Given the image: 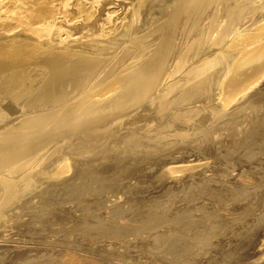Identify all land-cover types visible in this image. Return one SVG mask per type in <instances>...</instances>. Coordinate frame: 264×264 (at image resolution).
<instances>
[{"label":"rangeland","instance_id":"obj_1","mask_svg":"<svg viewBox=\"0 0 264 264\" xmlns=\"http://www.w3.org/2000/svg\"><path fill=\"white\" fill-rule=\"evenodd\" d=\"M175 1L176 0H143V5L141 4L143 7L140 10L142 18H140L141 16L139 14V19L137 21L139 25H137V27L140 28H132L131 30V26H123L126 29L121 27L124 30L120 28L112 34L111 40L117 35L118 37H116V42L114 44H112L110 40L111 45L110 43L104 45L107 46L105 47L107 48L105 52L110 54L105 53L104 55H106V58L104 61L98 63L101 66L104 65L103 69L98 64L97 66H93L91 68L92 72L91 70L88 72L90 75L87 74L88 78L87 76L84 77L85 80L81 82L84 83V85H82L86 87L81 89L80 86L79 92L78 90L75 92L76 90L74 91L73 89L76 88L70 87L72 84L69 85V83H67V87L69 88L67 92L65 82H60L62 79L59 81V78L56 79L51 76L52 73L54 74L57 71H51L52 73L47 71L48 74L47 72L45 73L47 75L42 74L41 76H44V79L41 76H34L33 78L35 79H25L23 81H25V84L27 83L26 85L22 80L20 81L21 83H18V85L20 84L19 86L16 84L18 81L4 80L5 82H2L1 80V88L2 86L5 87L7 83L9 84V82L10 87L7 84L8 87L6 85V88H2V90L0 88V94L1 92L2 94L4 93L3 98L6 99L1 97L2 94L0 95V102L1 100H5L2 102L6 103L4 104L1 102L3 105H0V150L2 148H8L6 151L2 149L1 153L4 151L15 153L17 155L14 162H17L18 165L22 164L26 165V167H30L23 171L20 170V176L19 173H17L18 170L13 167L9 170L12 176H8L7 182L5 181L7 177H5L4 180L0 179V205L2 207H0L2 209H0V264H264V75L263 77L261 76L262 79L260 78L254 87L252 86L247 90L248 93L245 92L241 94L244 96L236 97L237 100L234 99V103L232 101L230 104L232 105L233 103L235 105H229V109L222 108V111L221 107L223 106L218 97L220 90L217 91L216 89L217 92L215 91L217 87L215 86V81H217L216 74L219 73V70H224V61L221 62L222 57H218L215 59V62L219 67L214 65L215 69L217 68V73L210 75V72H208L210 70L208 69L207 71H203L207 73H205V76L202 74L205 78L207 77L212 80V82L209 80V90L212 88V91H209L211 95L210 93L203 94V96H205L201 98L200 96H202V94L200 93L196 97H193L190 101L191 104L189 102L188 105H183L178 101L176 102L181 92L179 91L180 88L181 90L183 89V92L185 91L186 87H182L183 84L187 86L186 83L188 82L190 84L196 82L202 75L198 77L193 76V78L189 77L187 80L181 77L193 71L190 69L192 67V69H194L192 62L202 60L200 57H202V55L205 57L214 43V41L204 37L202 40H209L210 42L207 41L206 43L210 46L204 44L205 41L200 40L199 34L197 33L195 35L196 38L194 36L191 37V41L189 40L188 45L186 44L187 48H189V46L191 47L187 52L195 56L196 53L194 54L193 52L201 53L202 51L205 53V56L204 53H201L198 58L195 56V61H190L191 65L189 63L187 64L188 67L190 66L189 68L183 66L184 64L182 63L181 66L186 68L187 70H185L187 72L184 71V69L182 70L181 66L178 67L180 64L178 63V59L176 62L175 60L173 62L167 61L162 68L163 70L165 69L162 71L164 72V76L160 75L159 77L161 79L163 77L168 78L167 81L169 82L162 83L167 90L165 88L157 90L151 95V99L148 97L147 100L136 107L138 110L134 108L133 111H131V109L127 108L132 98V88H128L129 90L127 89V86H130L128 79H131L129 74L132 77L137 76L142 67H145L149 60L153 58L155 54L154 50L157 48V44L155 45L153 42L158 39V41L161 42V39L160 34L155 33L152 27H156L158 24L166 21L171 9L170 5L174 4ZM170 2L173 3L171 4ZM156 5H158V7ZM150 6H153L152 9ZM146 7H149V10H147L148 8ZM153 11H155V13ZM256 11H259V14H261L262 11L264 12V9H262V11ZM259 14L257 16H259ZM143 18L145 21L142 20ZM134 29L139 33L136 34L133 31ZM121 31L123 34L120 35L124 36L122 40V36L120 37L118 34L121 33ZM151 33L156 36H154L156 40ZM148 34L152 37L150 40ZM137 37L138 39H136ZM177 37L175 39L176 41L179 39H177ZM117 38H119L118 41ZM131 39L134 42H132ZM139 39L142 40L141 43L139 42L142 47L137 44V40L139 41ZM158 41L156 42L159 43ZM192 41L197 42L193 43ZM117 42L120 44L116 45ZM107 44H109V46ZM134 44L137 45L136 51L140 47V51L137 53L138 56L135 55L136 51H134ZM194 44L197 46H193ZM116 47L118 48L116 49ZM152 47H154V50ZM142 48L143 50H141ZM195 48H197L198 51ZM115 50L118 52H114ZM144 50H148V53ZM212 52L211 50L210 53ZM200 53H197V55ZM124 54L126 56H124ZM142 55H144L143 63L142 58H140ZM119 56L123 57L120 58ZM110 59L112 60L111 62ZM169 59L170 57L167 60ZM119 62H121V64H119ZM137 62L141 66L139 64L137 65ZM104 63L108 68L105 67ZM132 63L136 68L133 66H131V68L133 67L134 69L130 68V65H133ZM175 64L177 66H174ZM83 65L85 64H76L72 65V67H74L71 68H76V75L79 76L86 66ZM125 66L129 69L125 68ZM77 67L79 68L78 70ZM113 68L116 69L114 70ZM168 69H170V71ZM180 69L187 74L184 72L181 73ZM126 70L130 71L125 73ZM110 71L111 75L113 73L112 77L108 74ZM171 71L179 72L180 75L176 74V72L174 74ZM100 72H102L101 74L103 75H101ZM122 72L124 74L121 76ZM133 72L134 75L132 74ZM167 72H169V74ZM99 74L101 78L102 76L104 77L100 79ZM107 74L110 78H108ZM170 74L173 75L171 76ZM91 75H93L92 78ZM123 75H126V78L124 77L125 79L122 78ZM178 75L184 76L178 77ZM128 76L129 78H127ZM53 78L57 80L58 84H61H59L57 89H54V86L58 85L57 83L51 84L53 86L49 85L52 80V82H56ZM86 79H88V81L90 79V83L86 81ZM103 79L105 82L102 81ZM117 79L119 81L121 80L120 84ZM178 79L181 80V83ZM27 80L29 84L26 82ZM33 80H36L38 84H33ZM48 80L50 81L49 84H47ZM171 80L172 83L174 82V85L176 83L175 86L171 83L176 89L179 87L178 90H175L173 86L171 87L173 90H171ZM97 81H99V84L101 83L103 85L105 83L111 84L113 81V83L116 82L120 87L115 83L116 87L114 88H119V90L116 91V89L114 90L113 88L112 91H115L116 95L115 92H110L114 94L108 93L111 98L107 94V96H105L106 98L102 99L104 102L110 100L112 101L111 103L109 101L106 104L101 100H96L93 101L96 104L92 102L89 103L93 106L90 109L89 105V107L86 106L87 103L85 104L83 98H85V94H87V96L89 94V92L85 93L86 90L93 86L96 87L101 85H99ZM122 81L126 84H123ZM11 82H16L15 86H13L14 83L12 84ZM31 83L34 85H32L33 89ZM168 83L170 84L169 87L167 85ZM43 84H45V86ZM38 85L41 86L39 87ZM79 85L81 84L79 83ZM211 85L215 87L213 88ZM17 86L18 88H16ZM24 86L26 88L25 90L23 89ZM29 86L32 91L29 89ZM46 86L51 91H49ZM62 86H64L63 88L66 90L60 88ZM42 87L44 88V93L46 92V94L49 95V98H47L48 95H45L46 97L43 95L40 99L43 94V92L40 91L41 89L43 91ZM10 88L12 89L10 90ZM35 88H41L39 92L42 94H37L38 89ZM51 88H53V90ZM59 88L62 90H59ZM13 89L16 90L13 91ZM19 90L20 92L25 91V94L24 92L22 93L24 97L20 94ZM168 90L169 92H166ZM48 91L51 93H47ZM63 91H65L64 94L62 93ZM71 91L74 93H71ZM162 91L163 93H161ZM8 92L11 97L10 95L7 96ZM28 92L32 94V97ZM80 92H83L82 97V93ZM126 92L128 96L124 95ZM157 92L160 93V95ZM50 94H52V96H50ZM73 94L75 96H73ZM171 94L172 96H170ZM38 95L39 97H37ZM53 95H57L58 97H54ZM77 95L80 96L77 97ZM117 95L120 96V99H118L119 97ZM63 97L67 100L63 99ZM206 97L209 98V100L214 97L219 101L216 99L208 101ZM10 98L13 100V105L12 101L8 100ZM32 98H34V101H32ZM35 98L37 101L39 100L41 104H44V106H40L41 104L37 103ZM44 98H47V100ZM57 98H60L58 100H62L63 103L62 101L59 102ZM68 98H70V102ZM75 98L76 100L74 101ZM78 98H82V100L80 101ZM203 98L206 99L204 100ZM17 99L20 100L18 101ZM23 99H25L26 103ZM126 99L129 101H126ZM16 100L20 103H15ZM22 100L23 102L21 104ZM117 100L121 103L118 104ZM124 101H126V104ZM8 102H10L11 105ZM32 102L34 103L32 104L33 107H31ZM71 102L77 104L73 106ZM64 103H66V105H64ZM7 104L9 105L7 106ZM26 104L29 105L26 106ZM37 104H40L38 105L39 107ZM142 104L147 107L142 106V108ZM80 105L82 111H84L83 113L81 112ZM69 106L70 109H68ZM196 106L197 108L200 107L202 112L198 110L199 108L196 112ZM215 106L218 108L216 109ZM27 107H29L28 110ZM74 107L79 110L77 111ZM94 107L98 109V113H96V109L95 111L93 110ZM118 107L119 109L126 108V110L124 109L123 115L120 114V116H118L119 118L116 117L115 122H118L116 123L117 126H115L114 119L112 120L114 126L111 125V119L107 120L105 122L106 124L97 125L96 127H99L97 128L98 131L96 135L99 136L89 135L91 129H81L76 125L78 119L84 120L86 118L88 119V117L90 119L97 118L100 116L99 114L102 115V113H105L104 110L107 112L111 109H118ZM211 107H213L214 110ZM202 109H204L205 112ZM64 111L65 113H70V116L73 113V116H76L74 118L78 119H73V116L70 117L67 113L64 116ZM70 111H72V113ZM90 111L92 112V118L89 115ZM78 112L82 118L86 115L85 118H80ZM88 112L89 114H87ZM125 112L126 114H124ZM42 113L44 114L43 116ZM199 113L201 115H199ZM204 113L207 114V116H205ZM35 114H37L38 118L43 117V119L40 118L42 120H44V118L46 119L43 121L44 125L42 121L41 123L38 122L40 119L33 117L34 120L41 125L32 120V116ZM176 114H190V116L194 115L192 116L194 118L189 117L184 122H182L181 119L173 121ZM202 114H204V117ZM45 115L47 116L44 117ZM52 115L58 117L56 118L54 116L53 119L56 121H53V119L51 120L53 117ZM121 115L123 117H121ZM199 116H202L204 119L202 117H200L202 118L200 119ZM13 118H16L15 121ZM64 118H66V120ZM5 119L7 120L5 121ZM72 119L75 121L71 122L73 121ZM123 119H125V125H121L120 123L121 120L122 123L124 122ZM127 121L129 122L127 123ZM35 123L36 125H34ZM171 123H173V125L169 128L168 126ZM195 125L198 126L196 127ZM104 127L108 133H112V130H115L113 127H116L117 130L113 132L114 134H109L110 136H107L106 134L108 133L105 131ZM42 128L44 129L43 131ZM9 130L11 132H9ZM25 133L28 136L25 135ZM94 137L96 141L98 140L97 143ZM19 138L22 139V141L18 140ZM33 139L38 140L34 141ZM132 140H136V143H131L133 142ZM20 144L21 146H19ZM85 144L87 146H85ZM89 144L93 145L90 147ZM55 146L59 148L57 149ZM56 150L61 151V155L59 151ZM66 150L71 151L72 154L70 155V152L68 153ZM22 151H25L23 152L24 154L22 153L24 156H18ZM1 153L0 156L2 158L4 155ZM63 155L72 156L71 158L73 159H70L69 156V161L67 157L66 159L62 157L65 160L61 159ZM19 157L22 159L20 160ZM17 159L19 160L16 161ZM31 159L33 161L36 160V163L31 161ZM1 161L2 159L0 163ZM57 161H59V164L68 161L67 164L70 165V168L68 166L69 170L67 169L65 173H62L63 175L55 174L56 170L54 171V169L59 165ZM23 162L25 164H23ZM182 165L183 167H181ZM1 167L2 166H0V172H3L4 167H2L3 169ZM185 167L194 169L190 170L189 168L187 171L184 169V171L181 170L183 171L181 173L180 169ZM174 169L175 172L173 171ZM2 180L3 182H1ZM218 181L221 182L219 183ZM4 190L6 192H4ZM2 192H4V194ZM6 194H9L10 197H8V195V198H5L4 195L6 196ZM1 198L4 203L8 201V199L10 200L8 206L2 202Z\"/></svg>","mask_w":264,"mask_h":264},{"label":"bare ground","instance_id":"obj_2","mask_svg":"<svg viewBox=\"0 0 264 264\" xmlns=\"http://www.w3.org/2000/svg\"><path fill=\"white\" fill-rule=\"evenodd\" d=\"M145 1V0H144ZM159 1V0H158ZM162 1V0H161ZM165 1V0H164ZM143 3V0H0V82L2 80V82L4 80H8V81H11V80H14V81H18L16 84L18 85V83L22 80H25V79H28V78H33L34 76H41L42 74H45L47 71H57L56 73H52L49 74L51 75L52 77L54 78H59L58 80L60 81V79H62L60 82H65V88H67V92H68V87H67V83L72 84L70 87H73V88H76V89H73L75 92H78L80 91L79 90V87L81 89H83V85L84 83H81L84 79V77L88 75H90L88 72H92V67L93 66H97L98 63H100L101 61H104V59L106 58V55H104L106 52V49L105 47L107 46H104L106 43H110V38H112V34H114L118 29H120L121 27L123 26H131V30L132 28H138L137 25V21L139 19V14H140V18H142V15L140 13V10L143 6H141V4ZM156 3V2H155ZM162 3H165V2H162ZM171 3V2H170ZM173 3V2H172ZM171 3V4H172ZM146 4V2H145ZM166 4V3H165ZM143 5V4H142ZM147 5V4H146ZM145 5V6H146ZM169 5V4H168ZM144 6V7H145ZM158 7V5H156ZM160 6V5H159ZM162 6V5H161ZM153 7V6H152ZM152 7L150 6V8L152 9ZM155 7V6H154ZM156 7V8H157ZM167 7V6H166ZM171 7V9H170ZM169 9V17L166 18V21L164 23H160V24H156L157 26L156 27H152L154 28L155 30V33L157 34H160V39H161V42H159L158 40V36H157V39H155V35L153 33V37L156 41H158L159 43H157L156 41H152L153 43H155V45L157 44V48L156 50H154V47L153 50L155 51V54L153 56V58L151 60H149V62L146 64V66L142 67V69L140 70L139 74H137V76H131L129 74V76L131 77V79L129 80L128 79V82H130V86L128 87L127 85V89L128 88H132V98L130 99V102L129 104L127 105V108L131 109V111H133L134 108L138 107L140 103H142L143 101L147 100L148 97H150L151 99V95H153L157 90H160L161 88L164 89V84L162 83H167L169 81H167L168 78H159L160 75H163L164 71L162 68H163V65L165 63L170 62V61H174L176 62V60L178 59V63H180L178 65V67L181 66V64L183 63L184 65L183 66H186L188 67V63L190 64V61H195V56L198 58L200 57L201 53H204L201 51L200 52H193L194 54L196 53L195 56H193V54H189V51L188 49L191 48L189 46V48L186 47V44L188 45V41L190 39H192L191 37H195V35L198 33L199 34V39L202 40L204 37L208 38L209 40L211 41H214L213 45L211 46V48L209 49V53L205 56V53H204V56L202 55V57H200V59L202 60H196L195 62H192V64L194 65V69L190 68L191 71L190 73H186L187 69L186 68H182V70L184 69V71H182L181 69V73L184 72L185 74L187 75H181V76H184V77H181L179 76V72H176V74H179L178 77H181L185 80L189 79V77H198V76H201L202 74H204L205 76V73L203 71H207L208 69L210 71V75L211 74H216V69L214 67V65H217L216 62H215V59L218 58V57H222V61L223 62V66H224V70L221 69V71L219 70V73L216 74V78H217V81H215V86H217L215 88V91L217 89L220 90V93H219V99L222 103V106L221 107V110L222 108L225 109H229L230 106L232 105H235L233 104L235 100H237L236 97L238 96H244V95H241L245 92L248 93V89L250 87H254V85H256V83L258 82V80H260V78L262 79L263 75H264V12L262 11V9H264V0H176L174 4L170 5ZM148 8L147 10H149V7H146ZM146 8H143V9H146ZM142 9V10H143ZM150 9V10H151ZM154 9V8H153ZM166 9V8H165ZM145 10V11H147ZM163 10V9H162ZM256 10H260L262 11L261 14H259V11H256ZM144 11V10H143ZM156 11V10H155ZM155 11H153L155 13ZM160 11V10H159ZM167 11V10H166ZM255 11H256V15H255ZM149 12V11H148ZM152 12V14H153ZM258 12V13H257ZM147 14V13H146ZM151 14V13H150ZM158 14V13H157ZM259 14V16H257ZM252 15V16H251ZM144 16V14H143ZM151 16V15H149ZM162 16V15H161ZM257 16V17H256ZM146 17V16H145ZM154 17H155V14H154ZM164 17V16H163ZM148 18V16H147ZM158 18V17H157ZM160 19V18H159ZM163 19V18H162ZM165 19V18H164ZM143 21L144 18L142 19ZM160 21V20H159ZM153 22V21H152ZM151 22V23H152ZM156 22V20H155ZM150 25V24H149ZM139 26V25H138ZM155 26V25H154ZM124 28V27H123ZM121 28V30H124L126 28ZM140 28V27H139ZM138 28V29H139ZM150 28V27H149ZM128 30V29H127ZM130 30V31H131ZM143 30V29H142ZM136 34L139 33V32H136L135 29L133 30ZM132 31V32H133ZM149 31V30H148ZM120 32V30H119ZM126 32V31H125ZM141 32V31H140ZM146 32V31H145ZM154 32V31H153ZM118 33V32H117ZM116 33V34H117ZM129 33V32H128ZM131 33V32H130ZM192 33V35H191ZM119 35L120 34H123L122 31L121 33H118ZM125 35V34H124ZM130 35V34H129ZM132 35V33H131ZM135 35V34H134ZM140 35V34H139ZM142 35V33H141ZM146 35V33H145ZM149 35V40L152 38L150 37V34ZM116 36V35H115ZM122 35H120L121 37ZM138 36V35H137ZM144 36V35H143ZM152 36V35H151ZM179 36V37H177ZM118 37V35L116 36ZM116 37L111 40L112 41V44H114L116 41ZM124 36H122L121 40L123 39ZM129 37V36H128ZM140 37V36H138ZM138 37L136 39H138ZM142 37V36H141ZM177 37V41L175 40ZM131 38V37H130ZM145 38V37H144ZM196 38V37H195ZM193 38V39H195ZM119 38H117V41H118ZM143 39V38H142ZM146 39V38H145ZM148 39V38H147ZM109 40V41H108ZM133 40H134V37H133ZM144 40V39H143ZM199 40V41H200ZM209 40H202V41H205L204 44H207L206 42L209 41ZM132 41V39H131ZM142 40L139 39V41L137 40V44H139V42L141 43ZM145 41V40H144ZM191 41V40H190ZM201 41V42H202ZM122 42V41H121ZM134 42V41H132ZM147 42V41H146ZM193 42V41H192ZM194 42H197V41H194ZM193 42V43H194ZM199 42V43H201ZM210 42V41H209ZM124 43V42H123ZM143 43V42H142ZM152 43V44H153ZM192 43V44H193ZM203 43V42H202ZM120 44V43H119ZM118 42L116 45H119ZM129 44V43H128ZM126 44V45H128ZM150 44V43H149ZM191 44V43H190ZM109 46V44H107ZM111 45V43H110ZM134 48L136 51L137 49V45L134 44ZM141 46V44H139ZM196 44H194L193 46H195ZM199 45V44H198ZM208 45V44H207ZM130 46V45H129ZM145 46V45H144ZM197 46V45H196ZM195 46V47H196ZM210 46V45H208ZM207 46V47H208ZM113 47V46H111ZM110 47V48H111ZM142 47V46H141ZM187 49H186V48ZM109 48V47H108ZM115 48V47H114ZM118 47H116L117 49ZM123 48V47H122ZM133 48V47H132ZM194 48V47H193ZM192 48V49H193ZM199 48V47H198ZM140 47L138 48V52L136 51V54L138 56L137 53H139V50ZM148 49V48H146ZM151 49V48H150ZM149 49V51H150ZM197 49V48H195ZM194 49V50H195ZM202 49V48H200ZM199 49V50H200ZM109 50V49H108ZM113 50V49H112ZM120 50V49H119ZM126 50V49H125ZM143 50V48L141 49ZM186 52H185V51ZM193 50V51H194ZM204 50V48H203ZM208 50V49H207ZM211 50L214 52L210 53ZM133 51V50H132ZM145 51V50H144ZM148 51V50H147ZM147 51H145L146 53H148ZM198 51V49H197ZM205 51V50H204ZM116 52V50L114 51ZM118 52V51H117ZM116 52V53H117ZM144 52V53H145ZM112 53V52H111ZM120 53V52H119ZM125 53V52H124ZM141 53V52H140ZM145 53V55H146ZM197 53H200L199 55H197ZM106 54H110V53H106ZM122 54V53H120ZM127 54V53H126ZM151 54V52H150ZM113 55V54H112ZM123 55V54H122ZM140 55V54H139ZM215 55V56H214ZM115 56V55H114ZM124 56H126L124 54ZM144 55H142V57L140 56V58H142V63H143V58ZM149 56V54H148ZM147 56V57H148ZM152 56V55H151ZM110 57V55H109ZM109 57L107 56V58L109 59ZM112 57V56H111ZM120 57V56H119ZM123 56H121L120 58H122ZM132 57V56H131ZM146 57V58H147ZM170 57L169 60H167L168 58ZM137 58V57H136ZM139 58V59H140ZM119 59V58H118ZM134 59V58H133ZM122 60V59H121ZM127 60V59H126ZM125 60V61H126ZM109 61V60H108ZM112 60L110 59V62ZM139 61V60H137ZM124 62V61H123ZM122 62V63H123ZM133 62V61H132ZM141 62V61H139ZM145 62V61H144ZM76 64H85L83 66L84 69L81 71V74L79 72V76L76 75V68L75 69H72V65H76ZM90 64V65H89ZM102 64V63H101ZM105 64V63H104ZM119 64H121V62H119ZM126 64V62H125ZM133 64V63H132ZM137 65L139 64L138 62L136 63ZM171 64H174V63H171ZM99 66H101L100 64H98ZM140 65V64H139ZM145 65V64H144ZM191 65V64H190ZM222 65V64H221ZM70 66V67H68ZM81 66V65H80ZM82 66V67H83ZM112 66V65H111ZM131 66L135 67L134 64L133 65H130V68ZM141 66V65H140ZM165 66V65H164ZM173 66V65H172ZM174 66H177L176 64ZM173 66V68H174ZM72 67V68H71ZM102 69L104 67V65L101 66ZM105 67L106 64H105ZM110 67V66H109ZM124 67V66H123ZM122 67V68H123ZM128 67V65H127ZM125 66V68H127ZM132 67V68H133ZM190 67V66H189ZM188 67V68H189ZM68 68V69H67ZM70 68V69H69ZM108 68V67H107ZM131 68V69H132ZM136 68V67H135ZM138 68V67H137ZM170 68V67H169ZM172 68V69H173ZM176 68V67H175ZM79 68L77 67V70ZM97 69V68H96ZM100 69V67H99ZM101 69V70H102ZM114 69V68H113ZM116 69V68H115ZM114 69V70H115ZM129 69V68H127ZM134 69V68H133ZM171 69V70H172ZM177 69V68H176ZM186 69V70H185ZM105 70V69H104ZM114 70H112L113 72H115ZM123 70V69H121ZM120 70V72H121ZM139 70V69H138ZM170 71V69H168ZM175 70V69H174ZM95 71V70H94ZM93 71L94 75H95V72ZM97 71V70H96ZM107 71V70H106ZM128 71L130 70H126L125 73H128ZM166 71H167V68H166ZM120 72H119V75H120ZM132 72V70H131ZM130 72V73H131ZM173 72V71H171ZM175 72H173L175 74ZM97 73V72H96ZM99 73V71H98ZM97 73V74H98ZM102 72H100L101 74ZM104 73V72H103ZM138 73V72H137ZM169 74V72H167ZM48 74V72H47ZM45 74V75H47ZM99 74V77L103 74L100 75ZM111 75V71L110 73H108ZM107 74V76H108ZM122 74H124L123 72L121 73V76ZM134 75V72L132 73ZM136 74V73H135ZM207 74V73H206ZM113 75V73H112ZM111 75V77H112ZM171 75V74H170ZM173 75V74H172ZM171 75V76H172ZM93 75H91V78H92ZM115 76V75H114ZM113 76V77H114ZM120 76V77H121ZM126 75H123L122 78H124ZM129 76L127 78H129ZM164 76V75H163ZM168 76V75H166ZM203 75L200 79H196L197 81L196 82H193V83H186L187 86H183L182 87H186L185 88V91L183 92V89L179 91L180 94H176L178 95L177 99H176V102L178 101L179 103H182L183 105H188V103L191 101V99L193 97H196L198 94H202V96H200L201 98L204 97L203 94H208L212 91V88L211 90H209V87H210V81L212 82V80L208 79L207 77L205 78ZM207 76V75H206ZM213 76V75H212ZM262 76V77H261ZM42 77V76H41ZM44 77V76H43ZM42 77V78H43ZM95 77V76H94ZM97 77V76H96ZM104 76H102L103 78ZM106 77V75H105ZM169 77V76H168ZM176 77V76H175ZM215 77V75H214ZM37 78V77H36ZM48 78V77H47ZM46 78V79H47ZM53 78V79H54ZM88 78V76H87ZM90 78V76H89ZM100 77V79H102ZM108 78H110L108 76ZM115 78V77H114ZM113 78V79H114ZM117 78H118V75H117ZM126 78V77H125ZM124 78V79H125ZM160 80H159V79ZM172 78V77H171ZM170 78V79H171ZM180 78V79H181ZM190 78V79H192ZM211 78V77H210ZM29 79V80H30ZM35 79V78H33ZM44 79V78H43ZM45 79V80H46ZM120 79V78H119ZM174 79V77H173ZM172 79V80H173ZM178 79V80H180ZM37 80V79H36ZM36 80L34 81L33 80V84H38L36 82ZM51 80V78H50ZM55 80V79H54ZM118 80V79H117ZM123 80V79H122ZM172 80L170 81V84L172 83ZM210 80V81H209ZM47 81V80H46ZM53 81V80H52ZM50 83V81L48 80V83L49 85L53 84V83H57V80H55L56 82H52ZM86 81H88V79H86ZM96 81V80H95ZM94 81V82H95ZM103 82L104 79L102 80ZM115 81V80H114ZM119 81V80H118ZM121 81V80H120ZM118 82L119 84L121 82ZM124 81V80H123ZM122 81V82H123ZM127 81V80H126ZM174 81V80H173ZM177 81V80H176ZM192 81V80H191ZM1 82V84H2ZM5 82V81H4ZM24 84H25V81H23ZM28 82V80L26 81ZM39 82V81H38ZM41 82V80H40ZM39 82V84H40ZM90 83V79L88 81ZM87 82V83H88ZM92 82V81H91ZM98 84H99V81H97ZM127 82V83H128ZM7 83V81H6ZM12 84L14 82H11ZM15 83L13 86H15ZM21 83V82H20ZM31 83V87L33 89V84ZM43 83V82H42ZM46 83V82H45ZM79 83L81 85H79ZM93 83V82H92ZM91 83V84H92ZM116 83V82H115ZM115 83H113V81L111 82V84H101L103 86H96V87H91L90 89L88 90H84L85 93L86 92H89L88 96L87 94H85V98H83V101L85 102V104L87 103L86 106H90V109L91 106L89 103H94L93 101H98V100H101L103 101L102 99H105L107 96L108 93L112 92L114 93L115 91H112L115 86ZM125 82H123L124 84ZM174 83V82H173ZM172 83V84H173ZM180 83H181V80H180ZM179 83V84H180ZM8 84V83H7ZM6 84V85H7ZM10 84V82H9ZM8 84V85H9ZM11 84V85H12ZM27 84V83H26ZM25 84V85H26ZM29 84V82H28ZM46 84V85H47ZM58 84V83H57ZM60 84V83H59ZM58 85L54 86V89H57L58 88ZM83 84V85H82ZM97 84V85H98ZM117 84V83H116ZM126 84V83H125ZM129 84V83H128ZM170 84L168 83V87L170 86ZM170 86V88L174 85ZM178 84V83H177ZM5 85V84H3ZM6 85L5 87L2 86V88H6ZM7 85V87H8ZM20 85V84H19ZM18 85V86H19ZM22 85V84H21ZM33 85V86H32ZM45 86V84H43ZM61 85V84H60ZM68 85V86H69ZM95 85V83H94ZM118 85V84H117ZM166 85V84H165ZM176 85V83H175ZM174 85V86H175ZM182 85V84H180ZM214 85V84H213ZM213 85H211L213 87ZM18 86L16 88H18ZM28 86V85H27ZM39 86V85H38ZM41 86V85H40ZM39 86V87H40ZM48 86V85H47ZM46 86V88L48 89V87ZM53 86V85H51ZM120 87V85H118ZM124 86V85H123ZM173 86V87H174ZM214 86V87H215ZM10 87V85H9ZM29 86V89L31 88ZM64 86L60 87V88H63ZM86 87V86H85ZM84 87V88H85ZM88 87V86H87ZM98 87V88H97ZM125 87V86H124ZM122 87V88H124ZM177 87V86H176ZM181 87V86H180ZM213 87V88H214ZM1 88V87H0ZM1 88V90H2ZM22 88V86H21ZM19 88V89H21ZM43 88V87H42ZM45 88V89H46ZM50 88V87H49ZM59 90H62L60 89ZM158 88V89H157ZM169 88V89H170ZM8 89V88H7ZM12 88H10L11 90ZM24 90L26 89L25 86L23 88ZM21 89V90H23ZM28 89V88H27ZM28 89V90H29ZM35 89H38V93L37 94H42L41 92H43V94L41 95L40 99L43 97H46L45 95H48L46 94V92L44 93V88H43V91L41 88H35ZM41 89V90H40ZM53 90V88H51ZM64 89V88H63ZM72 89V88H71ZM116 88H114L115 90ZM161 89V90H162ZM166 89V88H165ZM175 90H178L179 87L176 89L174 87ZM16 90V89H13V91ZM18 90V89H17ZM31 90V89H30ZM39 90L41 92H39ZM49 90V89H48ZM66 90V89H64ZM119 90V88L116 89V91ZM121 90V89H120ZM123 90V89H122ZM121 90V91H122ZM129 90V89H128ZM167 90V89H166ZM171 90H173L171 88ZM214 90V89H213ZM6 91H9V90H6ZM32 91V90H31ZM37 91V90H36ZM51 91V90H49ZM47 92V93H51V92ZM58 91V90H56ZM82 91V90H81ZM83 91V92H84ZM92 91V92H91ZM124 91V90H123ZM210 91V92H209ZM216 91V92H217ZM11 92V91H10ZM17 92V91H16ZM20 92V90H19ZM18 92V93H19ZM24 94H25V91H23ZM23 92H20V94H22ZM53 92V91H52ZM59 92V91H58ZM65 91H63L62 93L64 94ZM73 91H71L72 93ZM83 92H80L82 93L81 97L83 96ZM130 92V91H129ZM159 92V91H158ZM157 92V93H158ZM166 92H169L166 91ZM12 93V92H11ZM17 93V94H18ZM60 93V92H59ZM61 93V94H62ZM74 93V92H73ZM110 93V94H112ZM120 93V92H119ZM163 93V91L161 92ZM178 93V92H176ZM214 93V92H213ZM212 93V95H213ZM2 94V92H1ZM0 94V95H1ZM4 94V93H3ZM2 94V98L4 97ZM7 94V92H6ZM29 94V92H28ZM70 94V93H69ZM76 94V93H75ZM78 94V93H77ZM160 95V93H158ZM165 94V93H164ZM167 94V93H166ZM170 94V93H169ZM174 94V93H173ZM9 92H8V95L9 96ZM27 95V93H26ZM31 95L32 97V94H29ZM36 95V94H35ZM34 95V96H35ZM59 95V94H58ZM80 95H77L80 96ZM109 95V94H108ZM114 95V94H112ZM115 95H116V92H115ZM124 95H127V92L126 94L124 93ZM130 95V94H129ZM162 95V94H161ZM175 95V97H176ZM211 95V93H210ZM246 95V94H245ZM19 96V95H18ZM21 96V95H20ZM23 96V94H22ZM28 96V95H27ZM50 96H52V94H50ZM54 96V95H53ZM57 96V95H56ZM54 96V97H56ZM62 96V95H61ZM64 96V95H63ZM70 96V95H69ZM73 96H75L73 94ZM118 96V95H117ZM116 96V97H117ZM167 96V95H166ZM172 96V94L170 95ZM214 96V95H213ZM6 97V96H5ZM11 97V95H10ZM24 97V96H23ZM39 97V95L37 96ZM58 97V96H57ZM60 97V96H59ZM72 97V96H70ZM110 97V95H109ZM115 97V96H114ZM119 97V98H118ZM117 98L120 99V96H118ZM123 97V96H122ZM130 97V96H129ZM153 98H156L155 96H152ZM169 97V96H168ZM180 97V98H179ZM8 98V97H7ZM14 98V96H13ZM17 98V97H16ZM27 98H30V97H27ZM49 98V95L48 97ZM47 98H44L45 100H47ZM73 98V97H72ZM111 98V97H110ZM113 98V96H112ZM125 98V96H124ZM179 98V99H178ZM207 98V97H206ZM205 98V99H206ZM241 98V97H240ZM1 99V98H0ZM5 99V98H3ZM31 99V98H30ZM60 99V98H57V100ZM62 99V98H61ZM63 99H65V97H63ZM80 99V98H78ZM204 99V98H203ZM204 99V100H205ZM208 101L212 100V99H216V98H207ZM235 99V100H234ZM6 100V99H5ZM5 100H1L2 101H5ZM8 100H11L12 101V105H13V100L10 98ZM7 100V101H8ZM15 100V99H14ZM18 100V99H17ZM15 101L18 102V101ZM24 102H25V99H23ZM23 100L21 101V104L23 102ZM29 100V99H27ZM36 100V98H35ZM43 100V99H42ZM41 100V102H42ZM44 100V101H45ZM50 100V99H48ZM54 100V99H53ZM56 100V98H55ZM54 100V101H55ZM67 100V99H65ZM70 100V98H68V101ZM72 100V99H71ZM76 100V98L74 99V101ZM82 100V98L80 99V101ZM218 100V99H216ZM215 100V101H216ZM30 101V100H29ZM32 101H34V98H32ZM39 101V100H38ZM36 100L37 103H40V101L38 102ZM52 101V99H51ZM59 102H61L60 100H58ZM73 101V100H72ZM110 100H108L107 102H109ZM114 101H115V98H114ZM122 101V100H120ZM126 101H129L128 99H126ZM126 101H124V103L126 104ZM150 101V100H149ZM219 101V100H218ZM233 101L232 105L231 102ZM0 102V103H1ZM47 102V101H46ZM64 102H67V101H64ZM70 102V101H69ZM68 102V103H69ZM107 102H104L103 103H106ZM112 101H110L111 103ZM118 104H120L121 102H119L117 100ZM148 102V101H147ZM240 102V101H239ZM4 103V102H2ZM0 104V105H3V104ZM10 105L11 103L8 102ZM14 103V104H15ZM20 103V102H18ZM26 103V102H25ZM24 103V104H25ZM45 103V102H43ZM49 103V102H47ZM51 103V102H50ZM53 103H56V102H53ZM63 103V101H62ZM72 103V102H71ZM115 103V102H114ZM113 103V104H114ZM214 103V102H213ZM237 103V102H236ZM6 104V103H4ZM7 104V106L9 105ZM32 104H34L33 102L31 103V107ZM41 104V103H40ZM40 104H37L40 105ZM46 104V103H45ZM70 104V103H69ZM73 106L75 103H72ZM77 104V103H76ZM75 104V105H76ZM96 104V103H94ZM106 104H105V107H106ZM112 104V105H113ZM117 104V105H118ZM191 104V102H190ZM203 104V103H202ZM215 104V103H214ZM218 104V103H217ZM17 105V104H16ZM20 105V104H19ZM29 105V104H26V106ZM44 106V104H41L40 106ZM57 105V104H55ZM63 105V104H61ZM64 105H66V103H64ZM71 105V104H70ZM84 105V104H83ZM93 105V104H92ZM146 105V104H145ZM230 105V106H229ZM5 106V105H4ZM6 106V107H7ZM18 106V105H17ZM36 106V104H35ZM50 106V105H49ZM72 106V105H71ZM85 106V108H86ZM88 106V107H89ZM115 106V105H114ZM119 106V105H118ZM124 106V105H123ZM143 106V104L141 105V107ZM221 106V105H220ZM219 106V107H220ZM229 106V107H227ZM11 107V106H10ZM9 107V109H10ZM20 107V106H19ZM39 107V106H38ZM52 107H53V104H52ZM57 107V106H56ZM81 107V105H80ZM79 107V108H80ZM97 107V106H96ZM96 107H94V111L96 109ZM109 107V106H108ZM122 107V106H121ZM125 107V106H124ZM123 107V108H124ZM143 107H147V106H143ZM142 107V108H143ZM181 107V106H180ZM2 108V107H1ZM25 108V107H24ZM29 107H27V110H28ZM68 108V107H67ZM72 108V107H71ZM75 108V107H74ZM78 108V106H77ZM117 108V107H116ZM196 108V112H197V109L202 112L200 110V107L197 108V106L195 107ZM213 108V107H211ZM216 108V106H215ZM218 108V107H217ZM216 108V109H217ZM7 109V108H6ZM54 109V108H53ZM66 109V108H65ZM70 109V106L69 108ZM76 109V108H75ZM81 109V112L83 113L84 111H82V107L80 108ZM89 109V110H90ZM107 109V107H106ZM111 109V108H110ZM126 110V108H124ZM124 109H111L109 111H105L104 110V114L102 113L99 114L100 116L97 117V118H92L91 117V111H90V114L89 112L87 114L90 115V117L92 119H90L88 117V119H84L82 118V116L80 117V114H79V117L84 119V120H79L78 118V123L76 125H78L81 129H91V133H89V135H92V136H95L97 131H98V127L102 124H104L107 120L111 119V121L114 119V123H115V126L116 123L118 122H115V119L116 117L119 118L118 116H120V114H122L124 112ZM137 109V108H136ZM147 109V108H146ZM1 110V109H0ZM18 110V109H17ZM25 110V109H24ZM39 110V109H37ZM55 110H58V109H55ZM72 110V109H71ZM77 110V109H76ZM79 110V109H78ZM77 110V111H78ZM84 110V108H83ZM86 110V109H85ZM98 109H96L97 111ZM128 110V109H127ZM138 110V109H137ZM144 110V109H142ZM194 110V108H193ZM204 110V109H202ZM214 110V108H213ZM7 111V110H6ZM50 111V110H49ZM69 111V110H68ZM130 111V110H128ZM130 111V112H131ZM136 111V110H135ZM145 111V110H144ZM147 111V110H146ZM198 111V112H199ZM216 111V110H215ZM219 111V110H218ZM217 111V112H218ZM223 111V110H222ZM225 111V110H224ZM2 112V111H1ZM34 112V111H33ZM39 112V111H38ZM37 112V113H38ZM46 112V111H45ZM44 112V113H45ZM63 112V111H62ZM72 113V111H70ZM74 112V111H73ZM80 112V113H81ZM87 112V111H86ZM193 112V111H192ZM205 112V110H204ZM12 113V112H11ZM24 113V112H23ZM31 113V112H30ZM50 113V112H49ZM55 113V112H54ZM58 113V112H57ZM69 116H70V113L66 112ZM65 111H64V116L66 115ZM98 113V111L96 112ZM140 113V112H139ZM209 113V112H207ZM15 114V112H14ZM32 114V113H31ZM63 114V113H61ZM60 114V115H61ZM75 114V113H74ZM126 114V112L124 113ZM181 114V113H180ZM180 114H176L174 116V120H182V122H184L187 118L189 117H192L190 116V114L188 115H180ZM195 114V113H194ZM205 114V113H204ZM204 114H202V116L204 117ZM211 114V113H209ZM3 115V114H2ZM26 115V114H25ZM36 115V116H35ZM33 117H35L36 119H40L43 117H40L41 114H40V118H38L37 114H35ZM39 115V114H38ZM44 114L42 113V116ZM67 115V116H68ZM83 115V114H82ZM93 115H94V112H93ZM96 115V114H95ZM123 115V114H122ZM121 115V117H123ZM199 115H201L199 113ZM8 116V115H7ZM18 116V114H17ZM23 116V115H22ZM47 115H45L44 117H46ZM53 116V115H52ZM51 116V117H52ZM55 116V115H54ZM54 116L51 118V120L54 118ZM58 116V115H57ZM71 116H73V113L71 114ZM70 116V117H71ZM125 116V115H124ZM196 116H197V113H196ZM202 116H199L202 117ZM205 116H207V114H205ZM28 117V116H27ZM31 117V116H30ZM56 117V116H55ZM74 117L76 116H73V119H75ZM120 117V118H121ZM202 117V118H203ZM4 118V117H3ZM2 118V119H3ZM6 118V117H5ZM30 118V119H32ZM49 118V116H48ZM58 118V117H56ZM63 118V117H62ZM69 118V117H67ZM194 118V117H192ZM198 118V120H199ZM200 118V119H202ZM206 118V117H205ZM14 119V118H13ZM16 119V118H15ZM14 119V121H15ZM19 119V118H18ZM40 119V121H38L39 123H43L44 125V120H46L44 118V120ZM66 120V118H64ZM72 119V120H73ZM75 119V120H76ZM191 119V118H190ZM204 119V118H203ZM7 119H5L6 121ZM33 121L34 118L32 119ZM55 119H53L54 121ZM70 120V119H68ZM75 120L71 121V122H74ZM124 122L121 123V125H125V119H123ZM21 121V119H20ZM56 121V120H55ZM200 121V120H199ZM198 121V122H199ZM2 122V121H1ZM12 122V120H11ZM10 122V123H11ZM19 122V121H18ZM22 122V121H21ZM26 122V121H25ZM31 122V121H29ZM36 122V121H35ZM46 122V121H45ZM59 122H62V121H59ZM70 122V123H71ZM110 122V121H109ZM129 121H127L128 123ZM178 122V121H177ZM176 122V124H177ZM196 122V121H194ZM203 122V121H201ZM5 123V122H4ZM37 123V122H36ZM36 123L34 125H36ZM37 123V124H39ZM57 123H58V120H57ZM55 123V124H57ZM108 123V122H107ZM175 123V122H174ZM9 124V123H8ZM32 124V123H31ZM61 124V123H60ZM72 124V123H71ZM106 124V123H105ZM109 124V123H108ZM179 124V123H178ZM41 125V124H39ZM42 125V126H43ZM48 125V124H47ZM59 125V124H58ZM66 125V124H65ZM74 125V124H73ZM97 125H99L98 127H96ZM111 125H113V121L111 122ZM109 125V126H111ZM120 125V124H119ZM127 125V124H126ZM168 125V124H167ZM173 123H171L168 127L170 128V126H172ZM175 125V124H174ZM199 125V124H198ZM197 125V126H198ZM201 125V124H200ZM9 126V125H8ZM14 126V125H12ZM22 126V125H21ZM24 126H25V123H24ZM26 126H27V123H26ZM60 126V125H59ZM57 126V127H59ZM64 126V125H63ZM114 126V125H113ZM196 126V125H195ZM196 126V127H197ZM5 127V126H4ZM46 127V126H45ZM52 127V126H51ZM76 127V126H75ZM106 127V126H105ZM104 127V129H105ZM120 127V126H119ZM118 127V128H119ZM122 127V126H121ZM128 127V126H127ZM16 128V127H14ZM34 128V127H33ZM62 128H65V127H62ZM94 128V129H93ZM107 128V127H106ZM115 128V130H117L116 127H113ZM112 128V129H113ZM50 129V128H49ZM48 129V130H49ZM57 129V128H56ZM61 129V127H60ZM67 129V128H66ZM71 129V128H70ZM101 129V128H100ZM111 129V128H110ZM122 129V128H121ZM8 130V129H7ZM12 130V129H11ZM15 130V129H13ZM25 130V129H24ZM44 129L42 128V131ZM47 130V131H48ZM52 130V129H51ZM68 130V129H67ZM109 130V129H108ZM114 130V131H115ZM37 131V130H36ZM84 131V130H83ZM106 131V129H105ZM104 131V132H105ZM112 130V133H107L106 134L107 136H110L109 134H114V132ZM120 131V130H118ZM2 132V131H1ZM9 132H11L9 130ZM8 132V133H9ZM28 132V130H27ZM30 132V131H29ZM103 132V131H102ZM103 132V133H104ZM105 132V133H106ZM110 132V130H109ZM5 133V131H4ZM15 133V132H14ZM17 133V132H16ZM50 133V132H49ZM63 133V131H62ZM85 133V132H83ZM21 134V132H20ZM47 134V133H46ZM100 134V133H99ZM5 135V134H4ZM19 135V134H18ZM17 135V137H18ZM22 135V134H21ZM20 135V136H21ZM25 135H27L25 133ZM36 135V134H35ZM6 136V135H5ZM12 136V135H11ZM19 136V137H20ZM28 136V135H27ZM37 136V135H36ZM56 136V135H54ZM58 136V135H57ZM96 136H99V135H96ZM135 136V135H134ZM8 137V136H7ZM10 137V136H9ZM15 137V136H14ZM13 137V138H14ZM31 137V136H30ZM43 137V136H42ZM41 137V138H42ZM50 137V136H49ZM82 137V136H80ZM103 137V135H102ZM3 138V137H2ZM28 138V137H27ZM57 138V137H56ZM6 139V138H5ZM10 139V138H9ZM24 139V138H23ZM26 139V137H25ZM35 139V138H34ZM33 139V140H34ZM44 139V138H43ZM47 139V138H45ZM54 139V138H53ZM95 141H96V138L94 137ZM14 140V139H13ZM18 140H21L22 139H18ZM31 140V139H30ZM38 140V139H36ZM34 140V141H36ZM48 140V139H47ZM17 141V140H16ZM15 141V142H16ZM98 141V140H97ZM96 141V143H97ZM133 141V140H132ZM136 140H134L133 142L131 143H134ZM2 142V141H1ZM14 142V141H13ZM27 142V141H26ZM30 142V141H28ZM32 142V141H31ZM59 142V141H58ZM57 142V143H58ZM88 142V141H87ZM139 142V141H138ZM3 143V142H2ZM12 143V142H11ZM35 143V142H34ZM53 143V142H52ZM95 143V144H96ZM136 143V142H135ZM26 144V143H25ZM7 145V143H6ZM9 145V144H8ZM42 145V144H41ZM53 145V144H52ZM83 145V144H82ZM90 145V144H89ZM93 145V144H91ZM90 145V147H91ZM131 145V144H130ZM135 145V144H134ZM15 146V145H14ZM17 146V145H16ZM21 146V144L19 145ZM58 146V145H57ZM55 146V147H57ZM65 146V145H64ZM63 146V148H64ZM85 146H87L85 144ZM10 147V146H9ZM54 147V148H55ZM2 148V147H1ZM21 148V147H20ZM23 148V147H22ZM34 148V147H33ZM59 147H57L58 149ZM63 148H61L62 150H64ZM67 148V147H65ZM73 148V147H72ZM3 149V148H2ZM1 149V150H2ZM8 150V148H6ZM6 149H3L6 151ZM13 149V148H12ZM27 149V148H26ZM59 149V150H61ZM67 149H70V148H67ZM1 150H0V153H1ZM31 150V149H30ZM59 150H56V151H59ZM61 150V151H62ZM2 152L1 154H3L4 156H0V158L2 159L1 163H0V166L4 167L3 169V172L1 171L0 172V179H5V177H7L5 179V181L7 182L8 180V176L11 175L10 171L11 168L14 167V169H17L19 173V171H23L25 169H27L28 167L30 166H27L26 165H18L17 162H14L15 161V158H16V155L15 153H12V152ZM12 151V150H11ZM14 151V150H13ZM18 151V150H17ZM21 151V150H20ZM29 151V150H28ZM34 151V150H33ZM55 151V150H54ZM59 151V153L61 152ZM65 151V150H64ZM68 151V150H66ZM15 152V151H14ZM25 152V151H22L18 154V156H21L22 153ZM40 152V151H39ZM70 152V155L72 154L71 151H68V153ZM37 153V152H36ZM44 153V152H42ZM50 153V152H49ZM54 153V152H53ZM58 153V152H56ZM67 153V152H66ZM67 153V154H68ZM15 154V155H14ZM24 154V153H23ZM35 154V153H34ZM40 155V154H39ZM59 155V154H58ZM61 155V153H60ZM17 156V158H18ZM24 156V155H22ZM21 156V157H22ZM45 156V155H44ZM43 156V157H44ZM69 155H66V156H61V159H64L62 157H67V160L70 158V159H73L71 158L72 156H69ZM30 157V156H29ZM37 157V156H36ZM42 157V158H43ZM245 157V156H244ZM20 158V157H19ZM40 158V159H42ZM58 158V157H57ZM225 158V157H224ZM0 159V160H1ZM22 158H20L21 160ZM36 159V158H35ZM64 159V160H65ZM243 159V158H242ZM19 159H17L16 161H18ZM24 160V159H23ZM56 160V159H55ZM59 160V159H58ZM75 160V159H74ZM231 160V159H230ZM229 160V161H230ZM25 161V160H24ZM31 161H33L31 159ZM39 161V160H38ZM69 161V160H68ZM67 161V162H68ZM34 163H36V160L33 161ZM58 164H59V161H57ZM66 161H64V163H60L58 166H56V169H54L55 171V174H61L63 175L62 173H65L68 169V166L70 168V165L67 164ZM72 162V161H71ZM20 163V162H18ZM23 164H25L23 162ZM31 164V163H30ZM57 164V163H56ZM74 164V163H73ZM43 165V164H42ZM8 166V167H7ZM46 166V165H45ZM71 166H72V163H71ZM195 166V165H194ZM193 166V167H194ZM183 167V165L181 166ZM188 167V166H187ZM53 168V167H52ZM190 170L194 169V168H191L189 167ZM189 168H181L180 169V172L182 173L184 171V169H189ZM176 169V168H175ZM175 169L173 170L175 172ZM1 170V169H0ZM69 170V169H68ZM172 170V169H171ZM183 170V171H181ZM239 170V169H238ZM9 171V172H8ZM37 171V170H36ZM178 172V171H177ZM240 172V171H239ZM38 173V172H37ZM36 173V174H37ZM175 174V173H174ZM177 174V173H176ZM179 174V173H178ZM21 174L19 173V176ZM34 175V174H33ZM50 175V174H49ZM48 175V176H49ZM53 175V174H52ZM172 175V174H171ZM12 176V175H11ZM51 176V175H50ZM19 178V177H18ZM12 179V178H11ZM243 179V178H242ZM3 180L1 182H3ZM220 180V179H219ZM22 181V180H21ZM219 182V181H218ZM221 182V181H220ZM219 182V183H220ZM238 182V181H237ZM5 183V182H4ZM1 184V183H0ZM34 184V183H33ZM32 184V185H33ZM234 184V183H233ZM5 185V184H4ZM11 186V185H10ZM57 186V185H56ZM236 186V185H235ZM78 187V186H77ZM12 189V188H10ZM20 189V188H19ZM24 189V188H23ZM7 190V189H6ZM13 190V189H12ZM241 190V189H240ZM41 191V190H40ZM78 191V190H77ZM4 192H6L4 190ZM4 192H2L4 194ZM46 192V191H45ZM232 192V191H231ZM253 194V193H252ZM9 194H6V196L4 195V197L6 198ZM216 196V195H215ZM2 196V198L5 200ZM10 197V195L8 196ZM7 197V198H8ZM1 198V200H2ZM230 199V198H229ZM9 199L8 203H4L3 200L2 202L4 204H6L8 206L9 204ZM2 203V204H3ZM1 204V203H0ZM3 204V205H4ZM5 205V207H6ZM1 207V205H0ZM217 207V206H216ZM2 208V207H1ZM0 208V209H1ZM2 210V209H1ZM261 210V209H260ZM17 213V212H16ZM60 214V213H59ZM187 214V213H186ZM192 214V213H191ZM260 214V213H259ZM185 215V214H184ZM1 217V216H0ZM4 217V216H3ZM69 218V217H68ZM55 219V218H54ZM165 223V222H164ZM41 224V223H40ZM178 224V223H177ZM222 224V223H221ZM180 225V224H179ZM211 226V225H210ZM240 228V227H239ZM87 229V228H86ZM118 229V228H117ZM191 229V228H190ZM81 230V229H80ZM121 231V230H120ZM175 231V230H174ZM116 232V231H115ZM113 232V233H115ZM257 232V231H256ZM89 234V233H88ZM222 234V233H221ZM196 235V234H195ZM240 235V234H239ZM101 237V236H100ZM253 237V236H252ZM116 238V237H115ZM205 238V236H204ZM205 240V239H204ZM110 241V240H109ZM120 243V242H119ZM212 243V242H211ZM264 243V242H263ZM214 244V242H213ZM159 245V244H158ZM157 246V245H156ZM251 246V245H250ZM204 247V246H203ZM202 247V248H203ZM264 247V246H263ZM160 248V247H159ZM262 248V247H261ZM254 252V251H253ZM262 254V252H261ZM167 255V254H166ZM197 255V254H196ZM260 256V255H259ZM156 257V256H155ZM253 257V256H252ZM176 259V258H175ZM206 259V258H205ZM26 260V259H25ZM43 260V259H42ZM36 261V260H35ZM48 262V261H47ZM252 263V262H251ZM29 264V263H28ZM49 264V263H48Z\"/></svg>","mask_w":264,"mask_h":264}]
</instances>
